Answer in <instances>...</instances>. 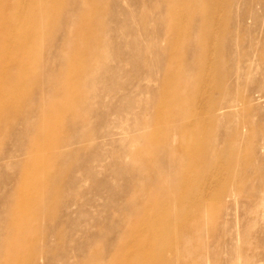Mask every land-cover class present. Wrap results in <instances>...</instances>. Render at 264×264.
<instances>
[{"label":"rangeland","instance_id":"obj_1","mask_svg":"<svg viewBox=\"0 0 264 264\" xmlns=\"http://www.w3.org/2000/svg\"><path fill=\"white\" fill-rule=\"evenodd\" d=\"M0 264H264V0H0Z\"/></svg>","mask_w":264,"mask_h":264}]
</instances>
